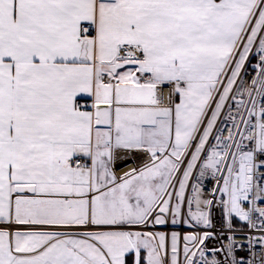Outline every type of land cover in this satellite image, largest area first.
<instances>
[{
    "label": "snow or ice",
    "instance_id": "obj_1",
    "mask_svg": "<svg viewBox=\"0 0 264 264\" xmlns=\"http://www.w3.org/2000/svg\"><path fill=\"white\" fill-rule=\"evenodd\" d=\"M0 264H264V0H0Z\"/></svg>",
    "mask_w": 264,
    "mask_h": 264
}]
</instances>
